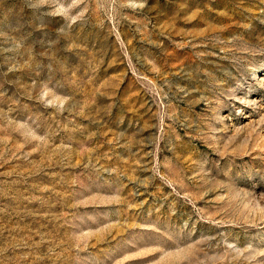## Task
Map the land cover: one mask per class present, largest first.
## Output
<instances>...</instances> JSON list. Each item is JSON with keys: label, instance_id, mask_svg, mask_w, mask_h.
<instances>
[{"label": "rangeland", "instance_id": "374dc122", "mask_svg": "<svg viewBox=\"0 0 264 264\" xmlns=\"http://www.w3.org/2000/svg\"><path fill=\"white\" fill-rule=\"evenodd\" d=\"M0 264H264V0H0Z\"/></svg>", "mask_w": 264, "mask_h": 264}]
</instances>
